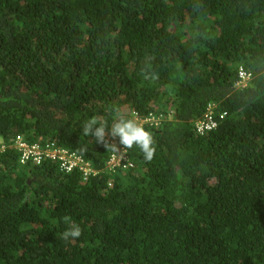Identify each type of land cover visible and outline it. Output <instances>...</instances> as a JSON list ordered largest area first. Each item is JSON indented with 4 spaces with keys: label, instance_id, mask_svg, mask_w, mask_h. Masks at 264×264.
<instances>
[{
    "label": "trees",
    "instance_id": "obj_1",
    "mask_svg": "<svg viewBox=\"0 0 264 264\" xmlns=\"http://www.w3.org/2000/svg\"><path fill=\"white\" fill-rule=\"evenodd\" d=\"M133 113L174 118L142 126L151 161L134 145L109 170ZM17 137L100 173L1 154L0 264H264V0H0V141Z\"/></svg>",
    "mask_w": 264,
    "mask_h": 264
},
{
    "label": "built area",
    "instance_id": "obj_2",
    "mask_svg": "<svg viewBox=\"0 0 264 264\" xmlns=\"http://www.w3.org/2000/svg\"><path fill=\"white\" fill-rule=\"evenodd\" d=\"M250 77L241 72L239 76V82L236 87H246ZM216 107L210 105L204 117L199 119L196 124V131L200 135H204L215 131L218 128L217 115L214 111ZM225 114H220L219 118L222 120L225 118ZM174 118V113L167 116L150 114L143 118L139 114L133 113L132 119H134L139 125H148L151 128L159 129L167 121ZM112 153L110 160L107 164L109 170H114L117 167H123L124 169L132 167L131 158L128 154V149L121 146L116 140H109ZM13 147L20 155L21 165L31 164L33 166H40L44 163L56 164L58 170L64 175H70L78 172L81 175L83 182H87L92 178L99 175L100 170L95 167V164L91 161H87L83 156L72 153L65 148H61L56 142H38L34 144H28L24 141V138L17 137ZM9 146L2 145L0 147V156L3 154ZM111 186V185H110Z\"/></svg>",
    "mask_w": 264,
    "mask_h": 264
},
{
    "label": "clouds",
    "instance_id": "obj_3",
    "mask_svg": "<svg viewBox=\"0 0 264 264\" xmlns=\"http://www.w3.org/2000/svg\"><path fill=\"white\" fill-rule=\"evenodd\" d=\"M96 123H97V119L95 117L92 118L85 126V134H87L91 126ZM104 130H105L104 124H101V126L96 130V136L100 137L101 140L103 139L104 136ZM112 135L114 136L119 135L120 143L123 144L126 149H131L134 145L138 146L143 152L144 158L146 160L151 161L153 159L155 148L152 147L153 144L152 135L149 131L145 130L144 127L139 125L134 119L121 120L120 123L115 124L112 129ZM108 140H116V139L108 138ZM14 143L9 145L3 141H0V147L2 145H7L9 146L7 150L11 148L15 149L13 147ZM69 221L70 218H66V222ZM81 235H82V229L79 227V225L70 224V227L63 232L62 239L68 241L70 240V238H79Z\"/></svg>",
    "mask_w": 264,
    "mask_h": 264
},
{
    "label": "rangeland",
    "instance_id": "obj_4",
    "mask_svg": "<svg viewBox=\"0 0 264 264\" xmlns=\"http://www.w3.org/2000/svg\"><path fill=\"white\" fill-rule=\"evenodd\" d=\"M105 136H107V134H105Z\"/></svg>",
    "mask_w": 264,
    "mask_h": 264
}]
</instances>
